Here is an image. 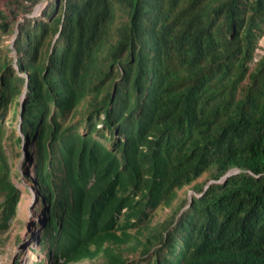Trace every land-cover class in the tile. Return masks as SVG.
I'll use <instances>...</instances> for the list:
<instances>
[{"label": "trees", "instance_id": "trees-1", "mask_svg": "<svg viewBox=\"0 0 264 264\" xmlns=\"http://www.w3.org/2000/svg\"><path fill=\"white\" fill-rule=\"evenodd\" d=\"M41 1L0 0V235L14 140L35 264H264V0Z\"/></svg>", "mask_w": 264, "mask_h": 264}, {"label": "rangeland", "instance_id": "rangeland-1", "mask_svg": "<svg viewBox=\"0 0 264 264\" xmlns=\"http://www.w3.org/2000/svg\"><path fill=\"white\" fill-rule=\"evenodd\" d=\"M46 1L47 0H42L37 5L42 6L40 12L34 9L33 13L29 16H40L47 4ZM13 38H15V36L12 38H5L3 43V56L6 55L7 49H11ZM14 63H16V58L14 59ZM18 109L19 107L15 106L13 112H17ZM8 125L9 134L13 132V135H15V131L17 132V129L20 127L19 118L10 114ZM22 147H24L23 143ZM6 149L13 161L14 174L16 175L18 172L22 173L20 177L14 178L17 188L21 191V201L19 203L18 214L11 224L9 233L0 235V264H35L43 260L45 256L44 253L34 252L32 250V248L38 250L35 243L36 234L39 232V230L36 229V223L40 221L43 211H39L38 213L35 212V191L25 179L24 170L26 169L24 168L27 165L23 163L25 158V155H22L24 152L23 148L21 149V147H18L14 140H8ZM235 172L236 171H232L230 174H234ZM30 175H32V171H30ZM193 193L194 192L191 190L187 191V189H184L179 192V200L186 197L191 199ZM179 200L176 203H178ZM168 211L169 210L161 211L154 219V223L162 221L169 213ZM44 263L50 264L46 259Z\"/></svg>", "mask_w": 264, "mask_h": 264}, {"label": "built area", "instance_id": "built-area-1", "mask_svg": "<svg viewBox=\"0 0 264 264\" xmlns=\"http://www.w3.org/2000/svg\"><path fill=\"white\" fill-rule=\"evenodd\" d=\"M264 56V38L260 40L259 46L254 56V62L259 61Z\"/></svg>", "mask_w": 264, "mask_h": 264}, {"label": "water", "instance_id": "water-1", "mask_svg": "<svg viewBox=\"0 0 264 264\" xmlns=\"http://www.w3.org/2000/svg\"><path fill=\"white\" fill-rule=\"evenodd\" d=\"M37 8H38V6L35 8V11H37ZM18 32V31H17ZM16 32V33H17ZM16 38V37H15ZM15 38H13V42H12V45L14 44V40H15ZM23 103H22V107H21V110H22V112H21V115H22V113H23ZM22 119V118H21ZM21 120H20V124H21ZM20 127H21V125H20ZM21 129V128H20ZM235 173H237V171L235 172ZM229 175H231L230 173H228V174H226L223 178H226V177H228Z\"/></svg>", "mask_w": 264, "mask_h": 264}, {"label": "bare ground", "instance_id": "bare-ground-1", "mask_svg": "<svg viewBox=\"0 0 264 264\" xmlns=\"http://www.w3.org/2000/svg\"><path fill=\"white\" fill-rule=\"evenodd\" d=\"M41 7H42L41 5H40V6H38V8H37V11H39V12H40V10L42 9Z\"/></svg>", "mask_w": 264, "mask_h": 264}]
</instances>
